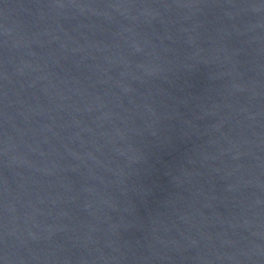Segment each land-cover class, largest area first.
<instances>
[{"label":"water","instance_id":"1","mask_svg":"<svg viewBox=\"0 0 264 264\" xmlns=\"http://www.w3.org/2000/svg\"><path fill=\"white\" fill-rule=\"evenodd\" d=\"M0 264H264V0H0Z\"/></svg>","mask_w":264,"mask_h":264}]
</instances>
